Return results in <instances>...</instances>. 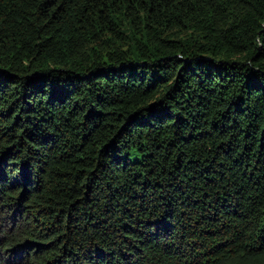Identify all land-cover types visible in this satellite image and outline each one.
Returning <instances> with one entry per match:
<instances>
[{"label":"trees","instance_id":"16d2710c","mask_svg":"<svg viewBox=\"0 0 264 264\" xmlns=\"http://www.w3.org/2000/svg\"><path fill=\"white\" fill-rule=\"evenodd\" d=\"M0 264H264V0H0Z\"/></svg>","mask_w":264,"mask_h":264}]
</instances>
